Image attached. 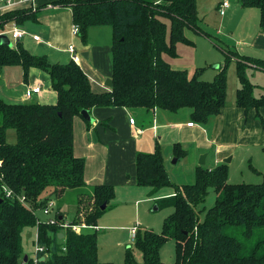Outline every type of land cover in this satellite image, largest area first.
I'll use <instances>...</instances> for the list:
<instances>
[{"label": "trees", "instance_id": "1", "mask_svg": "<svg viewBox=\"0 0 264 264\" xmlns=\"http://www.w3.org/2000/svg\"><path fill=\"white\" fill-rule=\"evenodd\" d=\"M244 7L259 10V26L264 32V0H239ZM70 8L76 36L86 41L91 27L111 28L112 86L94 92L83 69L74 61L50 64L45 57L30 54L20 44L16 48L0 42V72L5 66H20L26 77L29 69L45 72L57 100L54 104L0 102V264H21V233L37 226V245L48 254L50 264H111L98 260L97 235L42 222L38 210L51 198L60 199L67 191L86 187L85 161L73 152V120L83 110L97 107L159 109L169 113L190 110L191 121L206 124L218 115L226 102V70L234 60L238 88L235 106L245 111L264 107V91L258 93L247 74L253 67L264 72V60L224 50V65L211 81L200 79L204 69L192 76L171 67L165 57L175 58L180 45L193 46L186 31L209 39L199 27L196 0H53ZM39 12V11H38ZM37 12L13 10L0 15V29L23 24ZM258 113V112H257ZM257 118L262 120L259 114ZM87 127L91 122L86 121ZM9 131L15 141L9 142ZM264 152V147H263ZM176 161L186 155L180 144L173 146ZM252 171L257 172L252 168ZM136 183L157 196L172 189L170 196L157 199L158 209L171 208L159 233L137 228L134 245L142 263H135L126 250L125 264H163L160 248L175 243L174 264H264V175L260 183H230L228 165L209 169L196 167L194 181L174 184L157 144L152 153H137ZM2 187L21 195L5 198ZM216 198L200 216V205L209 190ZM111 185L99 184L91 193H79L76 213L69 224L95 226L114 199ZM106 205L105 209L101 207ZM37 220L41 222L37 225ZM59 234L63 238H59Z\"/></svg>", "mask_w": 264, "mask_h": 264}, {"label": "crops", "instance_id": "2", "mask_svg": "<svg viewBox=\"0 0 264 264\" xmlns=\"http://www.w3.org/2000/svg\"><path fill=\"white\" fill-rule=\"evenodd\" d=\"M52 1H36L35 6L38 8L35 10L31 8L32 4L28 1L17 6L13 10H30L37 13L33 19L25 20L23 24L11 23L0 29L2 32L6 28L14 26L16 29L22 30L25 35L19 41L14 42L11 35L1 34L0 38L5 36L9 40H7L9 44L6 46L16 48L17 44H20L30 54L45 57L50 64L70 61L71 54L68 52V48L72 45L78 55L77 64L87 75L92 90L94 92L109 91L110 88L105 86V81L111 80L112 75L111 28L109 26L91 27L86 41L82 43L72 32L74 24L71 9L55 4L51 8L44 6L45 2L50 3ZM205 2V4L209 3L208 0ZM228 2V8L223 11H220L221 0H218L216 7L217 12L224 17L236 15L233 25L228 24L227 31L225 28L223 30V22L215 27L209 25L201 27L200 24L203 25V23L198 17L199 27L205 33L212 32L211 34L224 39L223 42L226 41L227 43L224 42L223 44L229 50H234L240 55L264 60V32L260 30L259 26V10L254 7H244L239 0H235V5L232 8V0H228ZM33 36H38L39 40L34 41ZM84 54L85 58L83 57ZM178 58L177 55L175 58L165 57V60L172 68L189 72L187 69L180 68L175 62ZM231 60L234 62L233 59ZM188 74L189 76L193 75L190 72ZM247 74L251 81L259 87L258 90L264 91V86L253 81V77H255L264 83V72L249 66ZM237 86H239L238 82ZM34 87H39V92L27 99L25 91ZM259 91L258 93H260ZM56 100V93L52 90L49 76L45 72L31 68L25 77L20 66H5L1 69L0 102L6 104L25 102L54 104ZM228 101L229 103L222 108L221 112L212 117L206 124L191 121L190 110L169 113L159 109L148 112L142 108L97 107L89 112L93 119L90 128L87 127L83 117H75L73 120V152L76 157L85 161L84 180L86 187L80 191L85 190L86 193L90 194L93 186L107 184L114 188L119 185V190H114V197L119 194L129 198H138L139 195L146 194L149 197L148 200L155 202L162 198L161 196L172 195L173 190L167 189L169 191L162 190L157 196H150L148 188L139 187L136 183V154L139 152L152 153L157 144L162 150L165 168L169 160L174 157L173 146L175 144H180L182 149L186 151L185 157L181 160H190L193 172L196 167L200 166L198 163L200 156H204L205 163L203 166L209 169L229 159V162L226 163L229 181L232 165L237 158H241L243 155L244 158L240 160L247 158L250 160L251 149L256 145L261 148L262 155H264V129L258 131L261 133L259 143L256 144L249 139L247 143L241 144L240 141L245 131L250 132L249 127H257V129L261 127L257 118L258 113H254V109L245 111L243 108L235 106V98ZM260 113L262 115H259L264 121L263 107H261ZM130 118L134 120L133 124L129 123ZM75 134L76 138L74 137ZM257 139L255 138V140ZM189 150L193 151L192 157L195 155L198 159L190 158ZM49 214L60 215L65 223H70L72 220L71 217L64 216L65 212L58 209L55 202ZM49 214L44 218L39 217V219L46 221ZM104 223L103 221L102 224L104 225ZM102 224L97 223L92 228H84L81 231H94L97 234L96 231L100 230L99 226ZM112 228L115 226L113 225ZM129 237L131 239L130 235ZM21 238V264H50L48 263V254L39 256L35 252L37 226L24 228ZM41 258H44V261H39Z\"/></svg>", "mask_w": 264, "mask_h": 264}, {"label": "rangeland", "instance_id": "3", "mask_svg": "<svg viewBox=\"0 0 264 264\" xmlns=\"http://www.w3.org/2000/svg\"><path fill=\"white\" fill-rule=\"evenodd\" d=\"M205 1L206 0H196L197 15L203 23V25L200 24V26L202 27L204 25H209L210 27H215L219 24H222L223 22V30L225 28V31H227L226 28H229L228 24L230 26L233 25L232 23L236 20V15L231 17L227 15L224 17L216 10L218 0H208V4H205ZM231 4L233 8L235 5V0H232ZM207 33H209V36H211L209 39L200 34L186 31V35L188 39L193 42V46H178L179 58L175 62L180 66V68L187 69L191 74L197 69H204L200 74V79L211 81L214 78L213 75H216L219 69L224 65V54L221 52V49H228L223 44L224 42L227 43L226 41L223 42L224 39L211 34L212 32ZM253 81H255V83L259 82V85L264 86V83H261L255 77H253ZM237 82L235 62L230 61L226 70L227 104L229 103L228 100L235 98V93L238 88ZM260 110L261 108H259L257 111L254 109V113L258 112V114L262 115ZM259 122L261 127H258V129L257 127H249L250 132L245 131V134L240 141L241 144L247 143L249 139L254 141L256 144L261 141V133L258 131L264 129V121L262 122L259 120ZM74 137H77L76 134ZM255 138L258 139L255 140ZM8 140L9 142L15 141L14 131H9ZM251 150V161L248 158L245 160H240L244 158L242 155L241 158H237L233 163L231 173L229 174L230 183L256 184L262 181V176L264 175V155H262L261 148L258 145L254 146ZM192 153L193 151L191 150L190 155ZM190 158L194 160L198 159L195 155L194 157L191 155ZM174 159L175 157H172L166 167L171 181L176 185L192 183L194 181V172L191 161L180 160L179 162L173 163ZM252 168L257 172L252 171ZM116 189L119 190V185H116L114 190ZM168 189L170 190V188ZM162 190L169 191L167 189ZM162 190H160L159 193H161ZM79 193L86 192L85 190L82 192L80 189H74L67 191L60 199H51L56 203L58 209H61V211L65 212V217L73 218L75 215L74 213H76V194ZM143 193L146 192L143 191ZM148 198L149 197L146 194L139 195L138 198H129L118 194L116 197H114V200L110 202V205L97 222L98 224H102L103 221L105 222L104 225L102 224V226H99L100 230L96 231L98 244L97 257L100 262L125 264L124 258L126 250L128 249L133 261L135 263H142V253L134 245V240L130 239L129 230L133 227H137L141 230H150L152 232L159 233L161 231L164 219L172 211L171 208H156L158 207L159 202L148 200ZM215 198V192L210 189L204 203L200 205V209L202 211H200L199 217L201 219L204 217L206 210L213 206ZM36 212L38 218L46 217V215L42 213V210H38ZM53 217L54 214H49V218L46 219V221ZM46 221L42 220V222ZM113 225L115 228H112ZM159 256L163 264H174L175 243L173 240L167 241L160 248Z\"/></svg>", "mask_w": 264, "mask_h": 264}, {"label": "built area", "instance_id": "4", "mask_svg": "<svg viewBox=\"0 0 264 264\" xmlns=\"http://www.w3.org/2000/svg\"><path fill=\"white\" fill-rule=\"evenodd\" d=\"M30 2L32 4L31 8L32 9H36L38 8V6H35V3L36 1L38 0H0V15L1 14H4V13H7L9 11H12L13 9H15L17 6L21 5L23 2ZM44 6L48 7V8H51V7H54L55 5L53 3H49V2H45L44 3ZM229 6V2L228 0H221V3H220V11H223L224 9L228 8ZM12 28H6L5 30H3L1 32L0 30V35L4 34V35H11L12 39L14 40V42H17L20 40V38H22L24 35H25V32H23L22 30H19V29H16L14 26H11ZM72 32H73V35L76 36L77 32H78V26L76 25H73V28H72ZM32 39L34 41H38L39 38L38 36H33ZM68 52L71 54V60L74 61L75 63L78 62V55L76 54L75 52V49L74 47L71 45L69 46L68 48ZM39 87H34V88H29L25 91V97L27 99H30L31 96L35 93H38L39 92ZM134 120L132 118L129 119V123L130 124H133ZM189 125H192V123H189ZM2 190L4 192V196L5 198H13L15 197V199H17L20 203L24 204L27 206L26 202H25V198L21 195H14V193L6 188V187H2ZM54 207V202L53 200L49 199L47 201V205L45 208L42 209V213L45 214V215H48L50 213V210ZM41 221L40 220H37V225L40 223ZM46 223L48 224H56L57 221H56V216H54L53 218L49 219L48 221H46ZM60 226L64 229L66 228H70L73 232L75 233H80L82 232L81 230L84 229V228H92V226H88L86 224H79V225H71L69 223H65V222H62L60 224ZM136 232H137V227H133L131 230H130V236H131V239L134 240L135 239V236H136ZM44 251V248L42 246H38L37 245V240H36V246H35V252L37 253V255L41 252ZM38 261V260H37ZM23 264V263H22Z\"/></svg>", "mask_w": 264, "mask_h": 264}, {"label": "water", "instance_id": "5", "mask_svg": "<svg viewBox=\"0 0 264 264\" xmlns=\"http://www.w3.org/2000/svg\"><path fill=\"white\" fill-rule=\"evenodd\" d=\"M8 39L5 37V36H2L1 37V43L2 44H4V45H7V44H9L8 43V41H7ZM83 57L85 58V54L83 55ZM105 86L106 87H109V88H111V86H112V80H110V79H107L106 81H105ZM81 117H83L84 118V120H86V121H89V122H93V119L91 118V116L89 115V112L88 111H86V110H83L82 112H81ZM176 162V159H174L173 160V163H175ZM224 163H228L229 162V159L228 160H224L223 161ZM199 165L200 166H203L204 165V156H200V158H199ZM105 207H106V205L104 204L102 207H101V209L102 210H104L105 209ZM61 219V218H60ZM62 234H59V238H62ZM39 261H44V258H41Z\"/></svg>", "mask_w": 264, "mask_h": 264}]
</instances>
